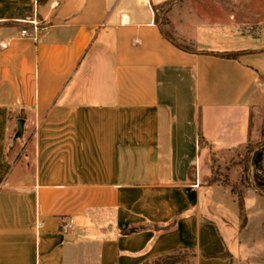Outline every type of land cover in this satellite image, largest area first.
I'll list each match as a JSON object with an SVG mask.
<instances>
[{
    "label": "crops",
    "instance_id": "1",
    "mask_svg": "<svg viewBox=\"0 0 264 264\" xmlns=\"http://www.w3.org/2000/svg\"><path fill=\"white\" fill-rule=\"evenodd\" d=\"M226 6L0 0V264H230L207 181L262 136L264 15Z\"/></svg>",
    "mask_w": 264,
    "mask_h": 264
},
{
    "label": "rangeland",
    "instance_id": "2",
    "mask_svg": "<svg viewBox=\"0 0 264 264\" xmlns=\"http://www.w3.org/2000/svg\"><path fill=\"white\" fill-rule=\"evenodd\" d=\"M197 1L225 6L230 4L231 6H226L230 9L233 3H238L242 7L247 5L254 10L260 9L259 12H263L264 15V0ZM218 7L213 6V11L219 12ZM20 14L26 20L32 17L29 12ZM160 20H163V15L160 16ZM256 25H264V16ZM258 132L262 133L259 140L248 143L235 153L225 155L222 163L215 160L213 174L207 181V185L215 189L214 196L210 194L209 206L215 211L217 209L219 213L217 223L232 253L228 254L230 264H264V201L260 202L259 199L264 198V192L257 188L256 184V177L264 176V114ZM28 150L31 158V140L28 141ZM259 153L262 154L260 167L254 165ZM261 181L264 183V178H261ZM215 194L223 200L217 202ZM250 197L256 200L247 202ZM223 206L226 209L222 212L220 208Z\"/></svg>",
    "mask_w": 264,
    "mask_h": 264
},
{
    "label": "trees",
    "instance_id": "3",
    "mask_svg": "<svg viewBox=\"0 0 264 264\" xmlns=\"http://www.w3.org/2000/svg\"><path fill=\"white\" fill-rule=\"evenodd\" d=\"M47 1L48 0H37L38 5H43ZM156 21H157V23H161L159 16L156 18ZM162 32L178 48H180L182 50H185L187 52H196L195 49L190 48L188 46H184V45L176 42L174 40V38L172 36H170L169 34H167L163 29H162ZM201 53H204V52H201ZM242 54H243V52H239V53H219V54H216V55H218L220 57H224V58H238ZM261 161H262V154L259 153L257 159L254 161V165L260 167ZM261 178H264V176L261 177ZM261 178L258 177V176L256 177V180H257L256 184H257V188L261 189L262 192H264V183H263V181H261ZM171 228H172V225L165 226V227H156V230H158V231H166V230H169ZM143 229H145V227L131 228L128 231L124 232V234L127 235V234L136 233V232H138L140 230H143ZM228 254L229 253H226L223 257L229 258ZM193 257H196V254L194 252L180 251V252L175 253V254H171V255H166V256L160 257V258L156 259L155 261L147 262L146 264H187L189 262V259L193 258Z\"/></svg>",
    "mask_w": 264,
    "mask_h": 264
},
{
    "label": "built area",
    "instance_id": "4",
    "mask_svg": "<svg viewBox=\"0 0 264 264\" xmlns=\"http://www.w3.org/2000/svg\"><path fill=\"white\" fill-rule=\"evenodd\" d=\"M30 24V23H28ZM33 25V30L34 31H37V25L35 23L32 24ZM21 34L23 37H31L32 36V33L30 32L29 28H24L22 31H21ZM73 228V222L70 221L69 223H66L63 227V231L64 232H68L70 231L71 229Z\"/></svg>",
    "mask_w": 264,
    "mask_h": 264
},
{
    "label": "water",
    "instance_id": "5",
    "mask_svg": "<svg viewBox=\"0 0 264 264\" xmlns=\"http://www.w3.org/2000/svg\"><path fill=\"white\" fill-rule=\"evenodd\" d=\"M24 131V120L18 121V136L22 137Z\"/></svg>",
    "mask_w": 264,
    "mask_h": 264
}]
</instances>
